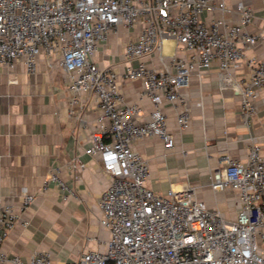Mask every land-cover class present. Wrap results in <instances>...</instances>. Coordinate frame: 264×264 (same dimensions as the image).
Listing matches in <instances>:
<instances>
[{"label": "built area", "instance_id": "1", "mask_svg": "<svg viewBox=\"0 0 264 264\" xmlns=\"http://www.w3.org/2000/svg\"><path fill=\"white\" fill-rule=\"evenodd\" d=\"M227 10L224 0H0V66L23 61L35 72L40 55L58 54L68 74L70 114L78 117L82 95L94 97L98 106L85 152L98 155L110 176L99 203L100 222L111 236L104 251H86L66 264H264V155L257 141L245 160L223 155V165L210 175L214 190L236 192L233 219L209 207L191 186L171 187L166 194L150 188L148 162L134 148L137 140L156 136L165 148L174 147L163 105L172 104L180 129L188 128L191 110L181 89L190 77L217 65L224 79L239 67L247 48L264 44V29H251L256 16L248 4L239 2L235 22L225 19ZM136 28L124 46L123 77L140 80L143 88L138 101L128 103L119 74L94 55L110 33ZM167 40H174L185 56L172 53L162 68L148 63L146 57L162 52ZM246 60L251 75L239 76L234 84L242 124L251 127L264 93V59ZM144 99L153 104L147 114ZM69 167L83 170L85 163L78 159ZM61 168L51 169L45 188L55 182L74 195ZM23 196L22 209L35 198L27 191ZM21 213L0 203V264H53L49 251L27 261L2 250Z\"/></svg>", "mask_w": 264, "mask_h": 264}, {"label": "crops", "instance_id": "2", "mask_svg": "<svg viewBox=\"0 0 264 264\" xmlns=\"http://www.w3.org/2000/svg\"><path fill=\"white\" fill-rule=\"evenodd\" d=\"M224 1L229 9L225 19L237 21L238 4L244 1L256 16L251 29H264V0ZM205 16L210 19L212 14ZM137 31V28L122 29L120 33H110L94 55L101 66L112 65L119 74V84L128 103L138 101L143 88L140 80L123 77L124 46ZM167 41L170 52L165 51ZM167 41L162 52L146 57L148 63L162 68L172 53L185 56L174 40ZM58 57V54L40 55L35 72H29L23 61H17L12 67L0 66V203L12 204L22 212L21 220L9 230L1 248L27 261L43 250L49 251L53 264H66L79 259L86 251L107 248L111 233L100 222L99 202L110 176L103 171L98 155L85 152L96 127L97 102L94 97L82 95L83 107L80 106L78 117L70 114L68 74L58 64ZM250 57L264 59V44L247 48L239 67L232 68L224 79L217 65L190 77L188 85L181 89L191 110L192 122L188 128L180 129L178 111L172 104L163 105L175 137L174 147L165 148L158 136L145 137L134 144L135 150L148 162L150 188L166 194L171 187L191 186L209 207L218 208L230 219L235 218L236 192L214 190L210 175L223 165V155L245 160L256 141L264 155V93L257 99L254 124L247 127L241 121V101L234 84L239 76L251 75L246 62ZM142 103L147 114L153 104L149 99ZM78 159L85 163L83 170L69 167ZM56 166L62 167L61 175L74 195L55 182H49L45 188V181ZM26 191L35 198L22 209Z\"/></svg>", "mask_w": 264, "mask_h": 264}, {"label": "bare ground", "instance_id": "3", "mask_svg": "<svg viewBox=\"0 0 264 264\" xmlns=\"http://www.w3.org/2000/svg\"><path fill=\"white\" fill-rule=\"evenodd\" d=\"M169 43H170V42H169ZM165 51H166V52H170V51H171V45L168 44V41H167V43L165 44Z\"/></svg>", "mask_w": 264, "mask_h": 264}]
</instances>
